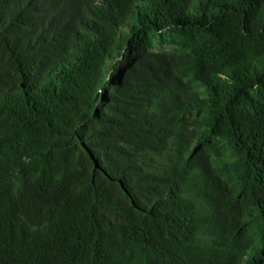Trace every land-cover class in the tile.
<instances>
[{
    "label": "trees",
    "instance_id": "1",
    "mask_svg": "<svg viewBox=\"0 0 264 264\" xmlns=\"http://www.w3.org/2000/svg\"><path fill=\"white\" fill-rule=\"evenodd\" d=\"M0 264H264V0H0Z\"/></svg>",
    "mask_w": 264,
    "mask_h": 264
}]
</instances>
